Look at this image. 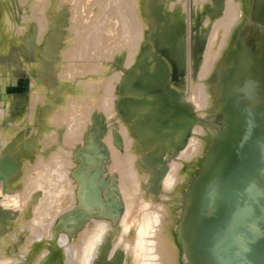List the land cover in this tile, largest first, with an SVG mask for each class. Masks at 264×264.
<instances>
[{"label": "bare ground", "instance_id": "obj_1", "mask_svg": "<svg viewBox=\"0 0 264 264\" xmlns=\"http://www.w3.org/2000/svg\"><path fill=\"white\" fill-rule=\"evenodd\" d=\"M78 1L76 0L77 4ZM99 1L102 4H99L101 8L98 11L103 9L104 3L108 7L103 10L108 13L106 16L103 14L104 12L102 13L105 18L102 15L103 17L100 19L104 20L101 24L98 22L99 26L93 24L97 18L99 20L101 15V12H97V10L96 14L100 13V15L96 19L94 18V22L86 21L73 25V28L77 30L76 41L74 43L75 48L72 47V52H68L69 54L65 55L67 57V68L64 70L66 77H72L74 80L75 76L84 75V73L80 74V72L90 64L87 66L83 65L84 69L81 71V63L79 64L81 66H78L75 65L77 64L75 62H73L74 64L69 62V60L73 59L71 56L76 55L77 61L85 58L88 60V57L90 58L92 54L95 55V51L99 52L102 50V46L105 43L107 44V42L110 43L113 50H125L127 52L125 65L132 68L138 66V70H134L133 73L128 74L122 80L120 90L124 97L117 106V112L112 100L114 97L112 86L118 76L117 72H115L117 76L113 75L108 80L103 81L105 83H102L101 94H97L100 87L96 83L94 84L98 85V89L92 84V89L88 85L83 91L80 87L82 83H78L80 84L78 87L80 89L75 94H78L79 97L77 96L78 98L72 100L73 97L70 96L72 99H66L65 105L59 108L58 114H54L51 117L52 126L56 124V121L61 116L63 119L65 117L70 119V116L75 111L78 112L77 118H74L75 113L73 115L74 121H72L73 118L71 116L72 119L68 122H75L77 119L81 121V118H78L79 116L84 119H82L84 124L81 122L82 129H79L81 125L77 124L79 123L78 121L76 124L74 123V125H78L77 128L81 133L79 134L80 139L79 136H75L78 133L73 130V128L75 129L73 124L70 123L72 125V128L70 127L71 131L70 128L69 130L66 129L69 125L68 122L65 128V133L66 130L68 133L65 135L62 132L64 135L63 138L61 137L65 142L67 139H65V136L71 137L72 134L69 131L72 132L73 130L72 133H77L74 136L80 142H70V145L67 142V146L69 145L70 147L68 146V151H64H67V154L69 153L70 155L69 158L67 156L65 159L68 162L63 160L65 162L63 165L59 164L58 166L57 164L56 166V168L60 166L64 168L63 166L68 163L67 166L69 168L67 166L65 168L70 171L68 176H71L72 181L69 179L68 182L71 181L69 184L66 181L67 185L65 186V183H62L64 187L61 186V190L56 187L60 191L55 202L52 201V203H56V207L54 206L50 210L54 211L51 212L49 210L52 213L50 214L53 215L51 216L52 221L48 219L50 218L48 217L49 213L44 212L47 215L45 218L49 220L48 223H44V221L39 219L37 221L38 224H26L30 241L25 239L28 236L24 239L29 242L31 247L44 250L32 255L28 253L31 248L28 247L30 248V251H28L23 245L22 247L25 249L21 248L19 256L17 255L18 259L13 261L9 259L6 264H72L71 261L77 260L76 258L69 259L71 257L69 255L73 253L83 255L82 258L85 253L91 258L87 264H264V57L258 63L252 61V56L250 57L244 49L243 42L239 40L236 42L235 48L230 54L234 61L233 67L222 76L221 103L218 104V109H213L214 111L211 113V117L221 125V128L213 130L215 138L207 152L208 141L206 142L200 137L202 128L196 122V119H198L196 116L202 117L205 114V108L209 106L207 86L200 79L207 73L211 63L215 60L219 52V46H223V42L227 37V30L230 29L228 27H231L230 23H233L238 18L239 9L237 12L233 0H225L223 17L221 15V19H215L212 23L213 27L209 37L211 47L207 46L208 48L202 58L203 61H201L202 64H200L201 67L196 74L198 76H196L195 82L191 85V95L188 94L190 96L188 101L190 100L195 108V111H193L192 105L183 102L182 96L177 94L168 84L169 77H173L176 83L177 81L181 82L179 75L182 72L184 59V36H182V25L180 24L182 21L180 23L178 21L172 23L164 22V24H161L163 25L162 28H159L158 23L156 24L154 20L152 27L148 29L147 36H144L143 30L146 22L143 16L148 15L149 17L154 9L157 11L160 9L149 3H144L141 6L142 10L139 11L137 3L139 0ZM197 1L200 0H195V2ZM209 1L207 0L206 3ZM82 4L85 3L83 2ZM91 6L87 8V12L93 8ZM156 14L159 16L158 13ZM75 16L81 17L82 15L76 13ZM87 16L85 17L87 18ZM92 16L94 15L89 17ZM150 17L153 18V16ZM226 18H228V21ZM57 19L64 22L66 13L62 12ZM109 21L114 23L112 30L105 26ZM60 34L59 31L53 32L47 41L45 58L48 59V62L44 66L47 70L51 66L50 61L57 57V40ZM145 37H148L150 42L147 43L144 51L138 57L137 51ZM217 39H219V46L215 48L212 44ZM90 49L93 53L90 54V52L88 56V50ZM94 55L91 57L95 60L97 57L98 60L102 57L97 54L95 58ZM149 58L155 60L154 64L150 65ZM166 59L170 61V65L167 64ZM98 60H96L97 63L99 62ZM93 62L90 65L93 66ZM94 64V66L98 65L95 62ZM92 66H90V70ZM101 69L102 66L99 72ZM95 71L93 69V73ZM86 72L88 73V70ZM120 76L121 74L118 77L119 79ZM127 93L134 95L132 100L126 98ZM185 97L188 98V96ZM115 117L116 119H114ZM112 119L115 122L111 125L109 121ZM65 120L67 119H64V123L66 122ZM59 121L63 122V120ZM62 122L60 125H62ZM193 123L195 124L194 126ZM55 134L56 136H54L58 138L57 135L59 134L57 132ZM50 135L51 133L47 136ZM56 138H53L55 142ZM48 139L50 142L52 136L51 139L49 137ZM48 139H44V142L48 141ZM76 139L75 141H77ZM185 141H188L186 147L179 152L176 160H171L170 162L169 170L162 183L164 196H161L165 201L167 192L169 193L174 189L173 192L179 194L183 190V193H181L184 195L187 190L185 212L182 210V205L178 208L177 205L167 202L165 204H161L162 202L152 203L150 199L142 198L141 185L145 183V179L143 174L134 169L136 161L140 159L144 167L152 170L153 176L150 187L155 189L159 185L167 165L163 162L162 153L167 146L178 151ZM48 144L46 143V145ZM51 147L53 148V146ZM135 147L138 151L146 148L145 155L141 158L136 157ZM57 148L59 149V147ZM62 148H60L61 150L57 149V151L62 152ZM42 150L44 151V149ZM58 153L55 154L57 155ZM52 155H47L46 158L44 156L41 157V159H45L42 160L46 161L45 163L50 167V170L55 169L54 166H51L54 161L50 164L53 158L50 156ZM59 155L61 156V153ZM56 159L53 160L60 161V159ZM37 160L42 161L40 159ZM188 160H191L193 164H187V169L185 168V172L181 173L182 162ZM40 163L39 168L36 166L38 169L41 167ZM7 164L5 166L1 165L2 169H0V174L4 176V179L5 176L15 172L18 168L14 164L9 165L10 163L7 167ZM108 165L111 167L110 170L107 169ZM3 167H6V169ZM37 168H35L36 171ZM48 168L43 169L46 171L47 177L49 174L51 175V171ZM65 168L63 169L64 171ZM99 169L102 172L100 177L97 176ZM58 170L56 171L55 169L54 171L61 173L63 176L65 172H68L66 170L62 174L63 171L60 172L61 170ZM42 171L39 172L38 170L36 177ZM196 171H198V174H196ZM56 172L52 171L53 174H56ZM33 173L35 175V172ZM42 175L44 177V174ZM195 175L196 177L194 178ZM58 176L60 179L63 178L60 175ZM68 176L64 177V179L67 180ZM41 178H39L40 182H46V180ZM47 179L51 180L52 178ZM55 179L53 178L56 183L60 180L59 178L58 181ZM29 180L33 182V179ZM53 182L51 184L54 186L55 182ZM26 183L27 181H25V186L22 184V187L21 184L19 185L21 188H19V191H22L23 186L24 188L26 187ZM37 184H34V186L37 187ZM56 188L52 191L55 192ZM34 189L29 190L32 191ZM37 190H42V188L38 189L37 187ZM35 192L34 194H36ZM20 193L16 191L15 195H21ZM48 195L50 194L48 193ZM34 196L38 198V196ZM51 197L49 196L48 198ZM15 199L17 200V198ZM28 201L27 203L29 204ZM168 201L176 202L177 200L168 198ZM31 202L33 203L34 201ZM24 203H22V207L25 206ZM43 203V206H46V203ZM34 204H32L33 207L36 205ZM1 205L3 204L1 203ZM9 206L11 207V205ZM17 206L19 205L17 204ZM22 207L18 209H22L23 212L26 209ZM33 207L32 209L36 208ZM49 208L52 207L50 206ZM11 209L15 210L14 208ZM0 213L3 214L2 212ZM22 214L24 215V212ZM21 216L19 217L21 218ZM34 216H36L35 213ZM25 218L22 217L21 219ZM32 219H27L28 221L25 222H31ZM20 222L22 221H18L19 224H21ZM18 225L17 227H19ZM21 225H23V222ZM93 226L96 229L97 226H106L107 230L105 229L106 232L101 238L94 239V236L92 239V233L99 232L97 230L94 231L95 227L93 228ZM120 226L127 230L126 235L128 237L123 240H120V237L113 236L117 227L118 231L120 230ZM45 227L47 230H45ZM176 232H179L178 237L181 245L176 240ZM97 237L99 236L97 235ZM118 239L119 244L117 245L114 240L118 241ZM26 241H24L25 244L28 243ZM113 242L117 246L109 250ZM84 248L86 252L82 253ZM56 250L58 251L56 252ZM0 256L3 257L4 254ZM17 257H14V259ZM0 260H2L1 257ZM84 261V259L83 262L81 261L82 264H86Z\"/></svg>", "mask_w": 264, "mask_h": 264}, {"label": "rangeland", "instance_id": "obj_2", "mask_svg": "<svg viewBox=\"0 0 264 264\" xmlns=\"http://www.w3.org/2000/svg\"><path fill=\"white\" fill-rule=\"evenodd\" d=\"M200 1L195 2V0H180V1L179 0H147V1L146 0H139V2H137L139 5V11L142 10L141 6L144 5V3L145 4L149 3V4L153 5L155 8L157 7L158 9H160L158 11L156 9H154L151 12L152 15L150 14V16H153V18L150 16L148 17V15L145 17L143 16V19L147 25V26L145 25V28L143 30L144 36H147L148 31H149L148 29L152 27L154 20L156 21V24L158 23L157 25H159V28H162L163 25H161V24H164V22L165 23L166 22L172 23V22L178 21L180 23L182 21L180 24L182 25V36H184L183 37V40H184V46H183L184 59H183V65H182V72L179 75V79L181 80V82L177 81V83H176L175 79L173 77H169L168 84H169V86H171L172 89L175 90V92L177 94L182 96V101L185 102L186 104L187 103L191 104V101L190 100L188 101V99H190L189 95H191L190 93L192 90L191 85L193 82H195L196 76H198L196 74L198 72V69L201 67L200 64H202L201 61H203L202 58L206 52V49L208 48L207 46L211 47V44H209V42H210L209 37L211 35L210 32L212 31V27H213L212 23L215 21V19H217V20L221 19L223 17L222 14H224L225 0H210L207 3H206L207 0H200ZM83 2L85 4H82ZM233 2L236 5V7H235L236 11L238 12V9L240 11L239 14L237 13L239 16H238V18L235 19L236 22L233 21L234 24L232 22L230 23L231 25L229 24L231 27H228V29L229 28L230 29L227 30V35H226L227 37H226V40L223 42L225 45L223 44V46H219V44H218L219 39H217L216 41L213 42V44L214 43L215 44L214 45L212 44V46H214L215 48L218 46L220 47L218 49L219 55L217 54L218 56L216 55L215 60L212 62L213 64L211 63L210 67L213 65V67H211L212 69L209 67V70L210 69L211 70L210 71L207 70L208 74L205 73L203 75L204 78L202 77V79H200L201 82H203V84H205L207 86V92L209 94L208 95L209 96V100H208L209 106H207L205 108V112H204L205 114L202 115V117L196 116V118H198V119H196V122L202 128V132H201L202 135L200 134V137L203 140H205L206 142L208 141L206 152H207V150H209V148L212 144V141L215 138L213 130L215 128L216 129L221 128V125H219L218 122L213 120V118L211 117V115H212L211 113H212V111L217 110L219 107L218 104L221 103V101H220V98L222 95L221 89L223 88V79H222L223 77L222 76L225 75L227 73V71L233 67L234 61L230 57V54H231L232 50L235 48L236 42L238 40L243 42L244 49L250 55V57L252 56L251 57L252 61L258 63L264 57V0H233ZM100 3L101 2L99 0L97 1V3H96V0H83V1L79 0L78 4L76 3V0H0V167H1L0 169H2V166H5V164H7V163L8 164L10 163L9 165L14 164V166L16 165V167H18L17 170H15V172L5 176V179L3 178L4 176L0 174V181L2 180L0 182V199H1L0 205H1V203L4 205V206L3 205L0 206V212L3 213V214L0 213L1 214L0 215V252H1L0 255L4 254L3 257L0 256L2 258V260H0V262H3L0 264H4V262L6 264V262H9V259L10 260L12 259V261L18 259L17 255L19 256L20 250H21V248H23L22 247L23 245L26 248V250H28V251L31 250L28 253H30L32 255H34L35 253L40 252V251L42 252L44 250V249H37V248L31 247L29 242L25 240V239H27L30 241V238L28 236V230H27L28 226L27 225L28 224H30V225L38 224L37 221H39V219L44 221V223H48L49 222L48 219H51L52 218L51 216H53V215H51L52 214L51 212H53L54 210L53 211H51V210L53 209L54 206L56 207V205H55L56 203H52V201L55 202V199H56V197H58L57 195L59 194L58 192L61 190L60 188L71 183V181H72L71 176H68L70 171L65 168V166H67L68 163H66L67 165L63 166L65 168V171L68 170V172H65L63 170L64 168H62V166H60L61 168L57 167L59 170L56 168V166H57V164L59 166V164L63 165V163H65L66 161L68 162V160H65V159L67 158V156H68V158L70 156L69 153L67 154L68 146L71 144L70 142L80 143L79 140H77L78 138L76 139L75 136L78 137L79 134H81V133L77 128L78 125H74V123L76 124L79 119L75 120V122H68L73 118V115L75 113L76 114L74 115V118L76 119L77 118L76 115L78 114V112L75 111L74 113H72V115H71L72 118L70 116V119L65 117L64 119H67V120H65L66 121L65 123H64V119L61 116V118H59L58 120H63V122L61 121L62 125H60L61 122L60 121L58 122V120H57L56 124H54L52 126V123H51L52 120H50L51 117L54 114H58L57 112H58V110H60L59 108H61L65 105L66 99L71 98L70 96L73 97V99L71 98L72 100L79 97L78 94H75V92L78 89H80L78 87L81 83L82 84L80 85V87L82 88V91L84 88L86 89L88 87V85H89V87H91V89H92L93 85L95 86V88L99 85L98 87H100L99 88L100 90L97 91V94H101L102 86L105 83V82L103 83V81L108 80L113 75L114 76L118 75L117 76L118 80L116 79L115 80L116 82H114V84L112 86L113 87V93L112 94L114 96L112 100H113V104L115 106V111L117 112L118 111L117 106L121 102L122 98L124 97V94H122L121 90H120V87L122 84L121 82L128 74L133 73L134 70H138V66H135L134 68H132V67H128L125 65V63L127 61V52L125 50H123V49H121V51L113 50V49H111L110 43L107 42V44L105 43L102 46L103 49L101 48L103 51L100 50L101 53L103 52V54H101L100 51L99 52L95 51L96 53L98 52L97 54H100L99 57L102 56L101 59H99V60L97 59L98 57L97 58L95 57V55H97L96 53L94 55V54H92L93 51L91 52V49L88 50V56L90 54L94 55L96 60L99 61L98 63L93 57H91L92 55L90 56L91 59L93 58L92 60L89 57H88V60H86V58L84 60H80L83 63L80 62L79 60L77 61V58H75L76 55L75 56L73 55L74 57L71 56L73 59H71V60L68 59L71 64L73 62H75V63H77L75 65L81 66V65H79L81 63L82 66L83 65L87 66L89 63L91 64V62L94 61L96 63V65L97 64L98 65L94 66L95 64L93 62V66L89 64L88 67H86L85 69H84V66L83 67L81 66V68H80L81 71L83 69L84 70L82 72H80V74L84 73V75L82 74L81 76H79V75L75 76L74 80L72 77H66L64 70L67 68V61H66L67 57L65 55L68 52L69 53L72 52V50H73L72 47L75 48L74 43L76 41L75 35L77 33V30L75 28H73L74 27L73 25H76L77 23H79V24L84 23L86 21H88L90 23H91V21L94 22V18L96 19V17H98L100 15V13H98V14H96V13L101 12V15H100L101 17L99 16V20H101V21H99L97 18L96 19L97 21L95 20V22L93 23L94 25L97 24L99 26L101 24V22H103V20H104V19L102 20L100 18H102L104 16L103 14H105V16H106V14L108 13L107 10H106L107 13H105V11H103L104 9L108 8V7H106L107 6L106 3L103 4L104 5V6H102L103 9L102 10L100 9V11H98L99 8H101V5L99 6ZM92 4L93 5L96 4V5L93 6ZM89 6L93 7L92 9H90L92 11V13L89 9H88L89 12H87V8ZM96 10H97V12H96ZM62 12L66 13V19L64 22H61V20L57 19L59 17V15H61ZM76 13H79L82 16L81 17L75 16ZM156 13H158L159 16H157ZM166 13H167L168 17L166 16ZM86 15H88L87 18L85 17ZM90 15H94V16L97 15V16L89 17ZM174 15H175V17H174ZM221 15H222V17H221ZM105 16L103 18H105ZM160 17H161V19H160ZM89 19H92V20L89 21ZM226 19L228 21V18H226ZM166 20H168V21H166ZM98 22H100V24ZM206 23H207V25H206ZM105 26L109 30H112L111 28H113L114 23L109 21V23ZM106 28H104V29H106ZM81 30H83V29H81ZM55 31H59L61 33L58 36V40H57V48H58L57 53H56L57 57H56V59H53L50 61L51 66L47 70L46 67H44L45 64L48 62V59L45 58V48H46L47 41L50 39L52 33ZM104 33H105V31H104ZM114 36H115V33H114ZM218 37H216V38H218ZM149 42H150V40H148V37H145L144 40L141 42L139 49L137 51L138 57L144 51L145 47L147 46V43H149ZM185 45H187V46L185 47ZM104 52H105V54H104ZM87 61H88V63H87ZM154 61L155 60L153 58H149V63L151 62L150 65L154 64ZM85 63H87V64H85ZM99 64H101V65L98 68ZM167 64L170 65L169 60H167ZM90 66H92L91 70H90ZM101 66H102V69L99 72V69L101 68ZM95 68H97L98 70L96 69V71H95ZM93 69L95 71L94 73H93ZM86 70H88V73L87 72L85 73ZM118 71L121 74L120 79L118 78L120 75ZM115 72H117V75ZM219 72H220V74H219ZM63 75H65V76H63ZM205 75H206V77H205ZM79 80H81V81L78 82ZM97 81L98 82L100 81V83H98ZM190 81H192L191 84H190ZM78 83H80V84H78ZM94 83H96L98 85H96ZM85 84H86V87H85ZM98 87H97V89H98ZM214 90H215V92H214ZM185 92H186V94H185ZM128 94L129 93L126 94V96H127L126 98L128 100H132L134 95L131 93L129 95ZM185 96H188V98ZM192 107H193V111H195V108L193 105H192ZM31 114H32V116H31ZM74 118L72 119V121H74ZM78 118H81V121H78L79 123H77V124H79V125H81L82 123L84 124V121H83L84 119L81 116H79ZM114 119H116V117ZM114 119H112L111 121H109L110 123L109 122L108 123L112 125V123L115 122ZM47 121L48 122L50 121V122L48 123ZM67 122L69 125L66 128ZM70 123L74 125L73 127H75V129L73 128V130H76L78 135L74 136V134H77V133L76 132L72 133L73 130H72V132H70L71 128H72V125ZM57 125H58V127H57ZM194 125L195 124L193 123V126ZM53 127L54 128L56 127L58 129L55 128V131H54ZM82 127H83L82 125H81V127L79 126V129H82ZM65 128L67 130H69V128H70L69 133L72 134L73 136L72 135H71V137L65 136V139L66 138L67 139L64 142L62 140L63 135L64 134L66 135L68 133L67 130L65 133ZM50 131H53V132H50ZM48 132L51 133L50 136H47V135H49ZM56 132H57V134H59V135H57L58 138L55 137ZM46 136H47V138H46ZM51 136H52V140H50V142H49L48 137L51 139ZM72 137H75V138H72ZM53 138H56V142H55V139H53ZM70 138H72V139H70ZM44 139H48V141L44 142ZM75 139L77 141H75ZM79 139H80V136H79ZM188 139H189V137H188ZM42 142H44V143H42ZM48 142H49V144H48ZM51 142H53V143H51ZM60 142H61V144H60ZM67 142H69L68 146L66 144ZM46 143L48 145H46ZM62 143H63V145H62ZM187 143H188V141H185L184 145L178 151L173 150L170 146L166 147V149L162 153V158H163V162L166 163L167 165H166V168L162 174L159 185L155 189L150 187L151 178L153 176L152 170L150 168L144 167L141 164L140 159L138 161H136V163L134 165V169H136L141 174H143V177L145 179V183L144 184L142 183V185H141L142 198L150 199L152 201V203L162 202L161 204H165V202H167L169 204L177 205L178 208H180L182 205V210H184V212H185V210H186L185 206L187 203V196H188V195H186L187 190H186L185 194L182 195L183 190H181V192H182V193L180 192L181 194L180 193L177 194V193L173 192V190H174L173 189L171 192L166 193L165 197H167V199L165 201L161 198V196L164 194V192L162 190V183H163L164 178H165V176L169 170L170 162H171V160L172 161L176 160L179 152L181 150H183V148L186 147ZM42 144L44 145L43 146L44 148L42 147ZM51 146H53V148ZM56 147H59V149L63 147L62 152L57 151L58 148L56 149ZM42 149H44V151ZM54 149H56V150H54ZM64 150H67V151H64ZM134 150H135V156L136 157L138 156V158H141L142 156L145 155V153H146L145 151L147 149L145 148V150L138 151V149L135 147ZM63 151L66 153V155H64L65 153ZM55 153H58L57 155H59L61 153V156L63 155L62 159H61L60 155H59L60 156L59 157ZM40 154H41V156H39ZM51 154H53V155L50 157L51 158L53 157V158L51 159L50 164L52 161H54V163L57 162L55 165H52V164H54L52 162L51 166H54L56 171L57 170L58 171L61 170L60 172L63 171L62 174H64V172H65L64 176L61 175V173H57L56 171H54L55 169L50 170V167L47 165V163H45L46 161H44L45 160L44 158H46L47 155H51ZM54 154H55V157L57 156L56 157L57 159H60V161L54 157ZM42 156H44V158H42L44 160L41 159ZM63 157H65V158L63 159ZM37 159H40L43 162L39 161ZM53 159H56L57 161H55ZM63 160H65V162ZM37 161L39 163L40 162L42 163V164L40 163V166H41L40 169H38L39 163ZM3 162H4V165H3ZM190 162H191V160L182 162L183 167H182L181 173L183 171L185 172V168L187 167L186 166L187 164H193L192 162L191 163ZM36 163H38V164L36 165ZM175 163H176V161H175ZM8 164H7V167L9 166ZM36 166H38V168ZM45 166H48L49 168L45 167ZM42 167H44V168H42ZM3 168L6 169V167H3ZM35 168H37V171L35 170ZM46 168H48L51 171L50 172L51 175H50L48 173L49 170L47 169L48 170L47 173L49 174L48 177L45 173L46 171H44ZM67 168H69V167L67 166ZM107 169L110 170L111 167L108 165ZM38 170H39V172L43 170L42 171L43 173L41 172L38 175V177H36ZM52 171L56 172V174H53ZM198 171H196V174H198ZM33 172H35V175ZM42 174H44V177H42L43 176ZM54 175H56V176L53 177ZM57 175L62 176L63 177V178H61L62 180L60 179L59 176L57 177ZM101 175H102V172L99 169V174L97 176L100 177ZM39 176H41L43 178V180H46V182H44L43 180H41L43 182H40L39 178H41V177H39ZM66 176L69 177V178L67 177L68 178L67 180L64 179V177H66ZM195 177H196V175L194 176V178ZM47 178H52L51 180H53V178L54 179L56 178L55 180H57V181L59 179L60 180L57 183H56V181L53 180L57 184V186H56V184L53 181H51L50 179H47ZM26 179H28V180H26ZM29 179H31V180L33 179V182L30 181ZM69 179H71L70 182H68ZM47 180H49L50 182ZM22 181H24V182H22ZM25 181H27V183L29 182L28 183L29 186L26 183V187L24 188ZM34 181H36V182L34 183ZM21 182H22V184H24L23 189H22L23 192L19 191L21 189L19 186L21 184ZM37 182H39V183L37 184ZM51 182L54 183V186H53V184H51ZM44 183H46V184H44ZM58 183H59V186H58ZM62 183L63 184L65 183L64 186ZM1 184H2V186H1ZM22 184H21V187H22ZM34 184H37L38 189L42 188V190H37V187L34 186ZM42 184L44 186V190H43ZM48 184H49V190H48ZM31 186H33V187H31ZM45 186H46V188H45ZM54 187L55 188L59 187L58 189H60V190H58L56 188V190H58V191L55 190V192H56L55 193V192H53L55 189ZM24 189H26V190H24ZM29 189L30 190L34 189V190L30 191ZM188 189H189V187H188ZM16 191H18V193L21 192L20 194L22 196L19 194H18L19 196L15 195ZM24 191H25V194L23 195ZM46 191H48V192L46 193ZM34 192L36 194H34ZM26 193H28V194H26ZM39 193H40V195H39ZM48 193L50 195H48ZM51 194H53V195H51ZM55 194H56V196H55ZM6 195H7V197L4 198V196H6ZM34 195H36V196L39 195V196H38V198H36ZM180 195H182V196H180ZM31 196H34V197L30 198ZM47 196L48 197L52 196V197L48 198ZM8 197H9V200H8ZM10 198L11 199L13 198L12 199L13 203H12ZM15 198H17V200H18V198H20V200H18L19 202ZM168 198H175L177 201L176 202H169ZM4 199H6V200H4ZM14 199L16 200V202L19 206H17ZM21 199H23V200H21ZM182 199H183V201H182ZM26 200L27 201L29 200L28 201L29 204L27 203ZM7 201L9 203V205H11V207L8 205ZM20 201L21 202L23 201L22 203L26 202L27 204L24 203V205L25 206L28 205L29 209L30 208L31 209L29 210L28 206L26 208H24L25 207L24 205H23L24 207H22V203ZM31 201H34V202L32 203ZM37 201H39V202H37ZM47 201H48V204H47ZM43 202L46 203L45 204L46 206H43V204H44ZM4 203H6V204H4ZM32 204L35 205L34 206V207H36L35 209H32V207H33ZM30 205H32V207H30ZM6 206L10 207V208H7ZM12 206H14V207H12ZM50 206L52 208H49ZM21 207L26 209V210L28 209L27 211L26 210L23 211L24 215L28 211L30 213L28 212L29 214L27 213V215L24 216L22 214L23 213L22 209H18ZM43 207H45V208H43ZM11 208H14L15 210H13ZM46 208H48V209H46ZM20 211H21V214H20ZM44 212L45 213L48 212L49 214L51 213L50 215L48 214V217H50V218H48V219L45 218V217H47V215ZM176 212H177V210H176ZM34 213L36 214V216L33 217ZM2 215L4 216V218ZM19 216H21V218L22 217L25 218L26 216L27 217L25 218L26 219L25 220V219H21ZM30 216H32L33 219ZM27 219L28 220L32 219V220H31V222L29 221L26 223L25 221H28ZM20 220L23 222V225H21L22 222H20L21 224L18 223V221H20ZM46 220H47V222H45ZM2 221H3V223H2ZM50 221H52V219ZM17 225L19 227H17ZM94 227L95 226H93V228ZM120 227L121 228L119 231H118V227H117L116 232L113 236H115V237L117 236L118 238L120 237V240H123V239L128 237L126 235L127 230H125V228H123L122 226H120ZM24 229H26L27 231L26 230L24 231ZM94 229H93L94 231L97 230V232L98 231L99 232L98 233H96V232L92 233L93 234L92 239L94 236H95L94 239H97V238H101L104 235V233L107 230V227L106 226L105 227L104 226H99V227L97 226V229H96V227ZM45 230H47L46 227H45ZM26 232H27V235H26ZM178 233L179 232H176L175 236H176V240H178L177 242H179L178 244L181 245V243L179 241ZM97 235L99 237H97ZM26 236H28V237H26ZM116 240H114V241L118 245L119 239H118V241H116ZM24 241L28 242L27 244H29V245L27 246V244H25ZM116 243L114 244V242H113V244L115 246L111 243L112 246L110 245V247H112V248L110 249V247H109V250H112L114 247L116 248V246H117ZM28 247H30L31 249ZM25 248H23V249H25ZM57 251L58 250H56V252ZM84 252H86L85 248H84L82 253H84ZM108 253H109V251H108ZM85 255L86 254L84 253V257L82 258L83 255L81 256V254L73 253V254L69 255V256H71V257H69V259H71V258L77 259L76 260L77 263H75L76 261H74V262L71 261L72 264L73 263L74 264H82L83 259L85 260L84 262L87 264L90 262L91 258H89L87 255L86 256ZM14 257H17V258L14 259ZM78 257H80V258L78 259ZM87 257H88V260H87ZM80 259L82 262L79 261ZM4 260H6V261H4ZM69 263H70V260H69Z\"/></svg>", "mask_w": 264, "mask_h": 264}]
</instances>
